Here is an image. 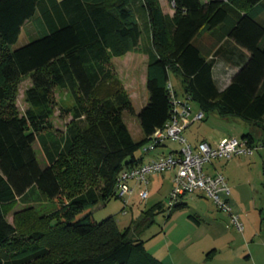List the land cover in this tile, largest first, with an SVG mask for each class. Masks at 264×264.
Here are the masks:
<instances>
[{
    "label": "trees",
    "instance_id": "trees-1",
    "mask_svg": "<svg viewBox=\"0 0 264 264\" xmlns=\"http://www.w3.org/2000/svg\"><path fill=\"white\" fill-rule=\"evenodd\" d=\"M168 1L172 15L163 13L159 0H0V106L10 86L30 77L24 112L0 110V264L36 263L46 254L54 256L47 264H165L141 239L130 238L129 228L120 231L113 216L98 221L84 210L117 197L119 171L143 161L145 153L135 151L170 117V72L182 82V92L175 93L189 95L204 114L216 110L244 121L264 120V25L251 11L255 5L264 11V0ZM37 11L45 31L11 48ZM222 23L248 59L219 90L212 63L194 38L202 28ZM138 47L147 56V102L136 114L143 135L134 140L122 117L130 99L109 61ZM55 87L73 97L78 122L63 136L48 138ZM35 141L48 158L46 166ZM31 188L47 198L65 189L70 198L60 219L51 216L47 228L20 233L5 209ZM184 204L181 198L170 210L161 202L152 209H165L168 217Z\"/></svg>",
    "mask_w": 264,
    "mask_h": 264
},
{
    "label": "rangeland",
    "instance_id": "rangeland-1",
    "mask_svg": "<svg viewBox=\"0 0 264 264\" xmlns=\"http://www.w3.org/2000/svg\"><path fill=\"white\" fill-rule=\"evenodd\" d=\"M251 11L258 14L261 12L260 5L253 6ZM233 14H235V12H233ZM42 27L45 28L37 11L22 25L17 40L10 44V47H19L39 37L42 35ZM131 51L129 59L132 57L136 58L132 63L129 62L126 64V56L122 55L113 56L112 62L109 61V65H111L115 76L120 80L122 87H127L133 96L134 93H136L134 100H130L129 105L122 110V117L130 126L133 137L138 139L141 137L142 133L135 113L140 110L144 103L142 98H145V95H147L145 86L141 85L142 67L146 61L144 59L142 60L140 47H138L137 51ZM169 81L178 94H180L183 89L180 77L170 72ZM29 85L30 77L25 75L15 86H10L8 99L5 104L0 106V110H10L18 114L23 113L28 106L25 99V90ZM74 104V99L67 90L59 87L53 89L51 130L56 138L64 135L67 126H73L76 124V121L78 122V120L74 119L73 115L75 110ZM192 104L195 108L196 105L194 103ZM87 114L88 110L85 109L82 118H86ZM231 118L232 117H220L215 112H208L205 119L197 120V122L191 124L189 128L187 127V129L182 132V135L188 139V133L190 131H196V129L199 128L198 126L202 125H214L218 131L236 133L238 135L243 133L242 129L247 128L246 131H248L249 126H251L252 132H250V134L252 136L257 138L262 134L261 127L253 123L249 124L243 121H241L242 123L231 121ZM135 128H138V131L135 130ZM181 146L182 143L180 141L169 138L163 142V148L160 147L159 150H155V152L157 151L156 154L161 151L162 153H166L170 148L178 151ZM35 147L38 156L42 158L43 153L41 148H39L37 143ZM141 152L140 148L135 151L137 155H141ZM155 152L146 154L145 158L153 155ZM204 166L206 167L207 164L205 163ZM171 174H173L172 170L147 175L148 183L146 188L148 197L145 202L140 203L138 195L134 193L129 198L125 212L122 211L124 202L120 197H111L106 201L99 200L90 208L93 218L99 221L105 217L113 216L120 231L129 228V237L141 239L145 249L165 264H221L218 260L205 261V263H203L199 255L201 243L199 240L198 242L195 240L194 242L196 243L193 244L192 247L188 244L191 238L195 237L199 239V236L204 232L205 227H203V225L199 226L193 217L205 216V211H207L208 207L213 209L214 202L211 199L206 197L197 201L192 198L193 194H185L183 198L185 204L175 209L171 215L166 217L167 211L165 209L172 188L170 179ZM67 192L63 189L61 194L54 198H47L42 193L37 192L40 197L39 200H37L38 202H33V204H21L20 201L15 200L6 206V217L15 225L20 233H27V230L31 228L44 227V222H47L51 216L57 219L61 218V210L70 198ZM157 202L164 204V211H160V209L157 208L152 209ZM83 213L76 215V218L81 217ZM37 217H40V219ZM36 219L39 220L37 221ZM42 219H44V221H42ZM45 228L47 227H44V229ZM228 228H231V226L227 227V230ZM232 228H234V231L237 229L235 225H233ZM57 254V256L60 255L59 253ZM51 259H54V256L46 254L43 259H40L36 263L30 262L29 264H47Z\"/></svg>",
    "mask_w": 264,
    "mask_h": 264
},
{
    "label": "crops",
    "instance_id": "crops-1",
    "mask_svg": "<svg viewBox=\"0 0 264 264\" xmlns=\"http://www.w3.org/2000/svg\"><path fill=\"white\" fill-rule=\"evenodd\" d=\"M159 2L163 13L168 15H172L174 13V8L170 1L159 0ZM255 19L264 25V11L256 14ZM224 25L225 24L222 23L212 29L204 27L194 38V41L199 45L202 54L205 55L206 58L212 63V77L219 90L223 89L230 82L232 76L248 59L247 50L238 46L230 37L225 34L224 30L226 26ZM44 31L45 28L42 27L41 32ZM130 52L132 51H128L123 54L126 56V64L129 62L132 63L134 60H136V58H133L132 56V58L129 59L131 54ZM140 54L142 55V60L144 59L146 61L141 72V85H144L146 89L147 56L142 51H140ZM111 60L112 57L110 61ZM109 67L113 71L111 65H109ZM124 89L126 90L129 99L133 101L134 96L136 97V93H134L133 96L127 87H124ZM142 99L144 100V105L147 102V95H145V98ZM192 103L196 105L195 108L193 107ZM199 109V106L192 101L191 114H194V112ZM208 112H215L220 117H232L231 121L238 123H242L241 121L249 124L253 123L261 127L262 134H260L257 138L252 136L250 134V132H252L251 126H249L248 131H246L247 128L242 129L243 133L238 135L236 133H224L222 131H218L214 125H202L198 126L199 128H197L196 131H190L188 133V139L183 135L186 138V142L191 147H194L201 140H205L211 145H215L220 139L224 137H242L244 134H249L253 141L264 139V120L260 121L259 123H255L252 121H244L239 117L230 115H219L216 110ZM208 112L204 114V117L201 120L205 119ZM135 114H137V112ZM195 122H197V120L191 121L183 129V131L186 130L187 127L189 128V126ZM126 125L132 135L130 126L127 123ZM135 130L138 131V128H135ZM142 135L143 134H141V137ZM47 137H55L51 129H48ZM141 137L138 139L133 137V139L139 140ZM36 143L42 150V158L38 156L35 147ZM33 146L40 164L42 166H46L49 161L41 144L38 141H35ZM159 148L160 147L155 150H159ZM161 148H163V146H161ZM155 150L152 152H155ZM170 151L177 150L170 148L166 153ZM156 152L147 158H145L146 154H144L142 162L147 161L152 156L162 153V151L157 154ZM206 164L207 166H203V170L207 174L214 175L216 173H221L225 176L230 187L229 202L232 211L238 215V220L242 223V230L235 228L236 231H234L230 216L226 212L220 210L216 204L213 203L214 208L212 209L208 207L207 211H205L206 215L204 213L205 216L193 217L199 226L203 225L205 228L204 232L199 236V239H196L195 237L191 238L188 244L192 247V245L196 243L194 242L195 240H197V242L198 240L201 242L199 255L203 263H205V261L218 260L221 264H264V147H261L253 154H235L229 159L215 158ZM130 183L133 184L132 181ZM135 191L136 192L134 193L137 194L136 188ZM37 192L39 193L36 188H31L23 195L17 196L14 201L18 200L21 202V204H33V202H38L37 200H39L40 196L37 194ZM183 198L184 196L182 197V200ZM192 198L200 201L206 197L201 192H198L194 193ZM90 208L91 207L87 208L84 210V212L90 211ZM229 226H231V228H228L227 230V227Z\"/></svg>",
    "mask_w": 264,
    "mask_h": 264
},
{
    "label": "built area",
    "instance_id": "built-area-1",
    "mask_svg": "<svg viewBox=\"0 0 264 264\" xmlns=\"http://www.w3.org/2000/svg\"><path fill=\"white\" fill-rule=\"evenodd\" d=\"M171 100L170 117L162 127L156 128L148 141L141 147L145 154L163 146L166 139H175L182 143L178 151L158 154L147 161L123 168L115 178L114 190L123 202L125 212L129 198L137 189L139 202H145L148 197L147 183L149 174L172 170V188L166 210H170L185 194L201 192L211 199L216 206L230 216L231 223L242 230L238 215L232 211L229 202L230 187L221 173L207 174L203 170L205 163L215 158L229 159L235 154H253L264 147V139L253 141L247 137L228 136L220 139L215 145L205 140L191 147L182 135L183 129L193 120H201L204 112L199 109L191 114L192 99L189 95H177L170 81L167 84ZM133 182L131 184L130 182Z\"/></svg>",
    "mask_w": 264,
    "mask_h": 264
}]
</instances>
